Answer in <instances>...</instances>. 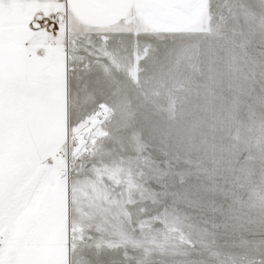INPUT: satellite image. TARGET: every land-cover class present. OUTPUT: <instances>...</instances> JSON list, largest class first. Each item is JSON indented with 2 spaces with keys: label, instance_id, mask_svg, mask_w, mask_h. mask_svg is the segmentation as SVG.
Listing matches in <instances>:
<instances>
[{
  "label": "rangeland",
  "instance_id": "rangeland-1",
  "mask_svg": "<svg viewBox=\"0 0 264 264\" xmlns=\"http://www.w3.org/2000/svg\"><path fill=\"white\" fill-rule=\"evenodd\" d=\"M76 26L55 82L70 131L53 248L66 264H264V0H206L182 29ZM34 52L0 44V90Z\"/></svg>",
  "mask_w": 264,
  "mask_h": 264
},
{
  "label": "crops",
  "instance_id": "crops-1",
  "mask_svg": "<svg viewBox=\"0 0 264 264\" xmlns=\"http://www.w3.org/2000/svg\"><path fill=\"white\" fill-rule=\"evenodd\" d=\"M205 1L13 0L0 6V44L35 51L22 80L0 90V264H66L50 242L68 208L56 166L70 115L55 87L65 79L68 35L76 25L107 29L132 18L182 29L200 18Z\"/></svg>",
  "mask_w": 264,
  "mask_h": 264
},
{
  "label": "bare ground",
  "instance_id": "bare-ground-1",
  "mask_svg": "<svg viewBox=\"0 0 264 264\" xmlns=\"http://www.w3.org/2000/svg\"><path fill=\"white\" fill-rule=\"evenodd\" d=\"M107 117H108V113H107V111H101L99 114H98V117H97V119H95V121H94V125H98V123H100V122H103L104 120H106L107 119ZM92 129V128H91ZM90 130V129H89ZM88 130V131H89ZM93 130V129H92ZM88 131L87 132H84L85 134H82L80 137H84L87 133H88ZM91 132V131H90Z\"/></svg>",
  "mask_w": 264,
  "mask_h": 264
},
{
  "label": "built area",
  "instance_id": "built-area-1",
  "mask_svg": "<svg viewBox=\"0 0 264 264\" xmlns=\"http://www.w3.org/2000/svg\"><path fill=\"white\" fill-rule=\"evenodd\" d=\"M58 155H59V156H63V155H64V151L61 149V150L58 152Z\"/></svg>",
  "mask_w": 264,
  "mask_h": 264
}]
</instances>
